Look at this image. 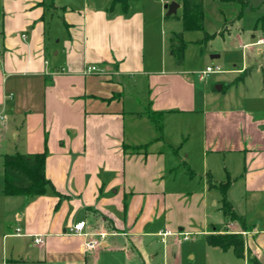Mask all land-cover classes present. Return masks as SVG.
<instances>
[{"label":"crops","instance_id":"obj_1","mask_svg":"<svg viewBox=\"0 0 264 264\" xmlns=\"http://www.w3.org/2000/svg\"><path fill=\"white\" fill-rule=\"evenodd\" d=\"M0 3V134L13 137L0 143L2 264H180L187 234L209 253L233 249L210 245L217 233H239L244 264H264V85L249 95L246 61L207 64L215 71L201 78L178 64L162 11L144 0L127 11L111 0ZM259 20L243 47L258 45L264 74ZM44 151L45 192L4 194V155ZM80 220L83 233H71Z\"/></svg>","mask_w":264,"mask_h":264},{"label":"rangeland","instance_id":"obj_2","mask_svg":"<svg viewBox=\"0 0 264 264\" xmlns=\"http://www.w3.org/2000/svg\"><path fill=\"white\" fill-rule=\"evenodd\" d=\"M56 1L61 2L67 0ZM144 1L150 9L152 8L151 11H162L161 22L163 23L164 31L167 32L168 40L172 33V30H174L175 32L183 33L182 40L185 43V61L183 65H185L187 69H189L190 71L203 70L206 68L207 64H219L223 69L229 67L233 68L235 66L241 67L242 63L246 61L250 69V80L248 82L250 88L249 95L252 96V94H255L256 97V95L262 94L263 91H260V87L261 85H264V74L263 68L258 67V62L263 59V56L257 51L258 45L250 48L243 47L244 43L254 40L256 37H252V35L256 34L258 30H260L259 28L256 30L253 27V23L256 19V16L264 12V5L261 4V0H249L250 3L248 5L246 4L245 6L240 5L237 2L223 3L220 0H203V30H186L184 28L182 6L176 11V13H173L171 16H167V9L164 8L166 0ZM68 7L69 6H67L66 8ZM163 20H165L166 22H163ZM226 27H228L226 31L221 33L219 32V30H221L222 28L225 29ZM205 31L213 34V36L205 39ZM168 40L167 46L169 47L170 42ZM262 47L264 48V45ZM212 54H219L220 56L211 57ZM203 59L205 60V62L203 61ZM218 75L219 74H211L206 79L208 82L209 91H211L210 101L208 102L210 105L214 102L215 99L211 98L213 97L212 95L214 93V95H216V91L212 90V87H216L218 85L217 81L215 80ZM219 100L223 101L222 99ZM139 130H144V128L140 127ZM129 132L131 133V129L127 131L128 134ZM158 134L160 135L162 133L158 132ZM11 138H13L12 134L9 133L4 140L1 133L0 143H7L11 140ZM212 208H215L213 212L221 211L219 209V206L217 205L216 207L212 206ZM222 217L223 215L221 216V218ZM184 237L186 238L183 239L182 237L180 240V251L182 253L180 264H244L243 259L237 256L233 249L227 250L225 252L217 250L216 252H210L214 254H210L209 250L206 248L205 241L200 235L187 234L184 235ZM208 254H210V256H208ZM121 260V257L115 256L116 262H121ZM0 264H2L1 259Z\"/></svg>","mask_w":264,"mask_h":264},{"label":"trees","instance_id":"obj_3","mask_svg":"<svg viewBox=\"0 0 264 264\" xmlns=\"http://www.w3.org/2000/svg\"><path fill=\"white\" fill-rule=\"evenodd\" d=\"M132 0H111L109 9H113L116 5H120L123 11L129 9ZM223 2H238L245 6L246 0H221ZM183 23L186 30H203L204 29V9L203 0H182ZM241 14V11H240ZM239 14V15H240ZM258 25L264 28V20L258 21ZM183 33H173L170 45L171 50L178 63H182L184 58L185 43L182 40ZM213 34L205 31V39L210 38ZM154 121L156 130L162 132V123L154 115L150 114ZM46 151L39 153H6L4 155V187L3 193L6 195L16 194H42L45 192L46 184L49 182L45 176ZM227 183L222 184L223 188ZM226 218L234 219L238 214L233 210L231 203L225 195L222 196L221 206ZM207 241L212 246H218L224 250L233 248L236 255L242 257L244 255V242L239 233H217L207 236ZM253 264H258L256 260H251Z\"/></svg>","mask_w":264,"mask_h":264},{"label":"built area","instance_id":"obj_4","mask_svg":"<svg viewBox=\"0 0 264 264\" xmlns=\"http://www.w3.org/2000/svg\"><path fill=\"white\" fill-rule=\"evenodd\" d=\"M218 68V67H217ZM97 67L94 66V65H91V66H88L86 68V71H94L96 70ZM215 71V67L214 66H207L204 70H202L200 72V77L203 78V77H206L210 72H213ZM0 118H2L0 116ZM85 224H86V221L85 220H80L76 223H74L71 227H70V232L73 233V234H82L83 233V230L85 228ZM17 231H19V228H17ZM104 234L103 232L99 233L98 237L97 238H93V239H89L85 242V248L86 250H90V249H94L96 248L97 246L100 245L101 243V239L104 237ZM35 241L36 242H39L41 241V238L39 236H37L35 238Z\"/></svg>","mask_w":264,"mask_h":264},{"label":"water","instance_id":"obj_5","mask_svg":"<svg viewBox=\"0 0 264 264\" xmlns=\"http://www.w3.org/2000/svg\"><path fill=\"white\" fill-rule=\"evenodd\" d=\"M178 6L179 4L176 2L165 3L164 5L165 8H168V14L174 13Z\"/></svg>","mask_w":264,"mask_h":264}]
</instances>
